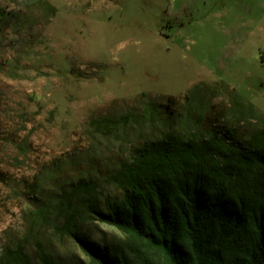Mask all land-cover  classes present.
Returning <instances> with one entry per match:
<instances>
[{"label":"rangeland","instance_id":"rangeland-1","mask_svg":"<svg viewBox=\"0 0 264 264\" xmlns=\"http://www.w3.org/2000/svg\"><path fill=\"white\" fill-rule=\"evenodd\" d=\"M0 9L16 13L0 24V252L25 229L32 198L77 177L101 180L161 130L264 131V0H0ZM106 118L118 123L94 124ZM51 241L59 252L67 244Z\"/></svg>","mask_w":264,"mask_h":264},{"label":"trees","instance_id":"trees-1","mask_svg":"<svg viewBox=\"0 0 264 264\" xmlns=\"http://www.w3.org/2000/svg\"><path fill=\"white\" fill-rule=\"evenodd\" d=\"M8 15L0 9V24ZM32 200L0 264H264V131L161 130L101 180L77 177Z\"/></svg>","mask_w":264,"mask_h":264}]
</instances>
